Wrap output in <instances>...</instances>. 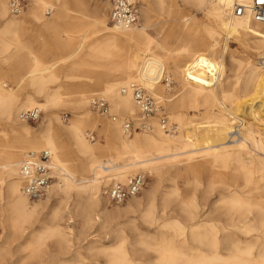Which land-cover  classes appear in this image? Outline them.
<instances>
[{
    "label": "bare ground",
    "instance_id": "6f19581e",
    "mask_svg": "<svg viewBox=\"0 0 264 264\" xmlns=\"http://www.w3.org/2000/svg\"><path fill=\"white\" fill-rule=\"evenodd\" d=\"M87 1L100 8L86 14L84 0H29L23 16L24 10L14 15L11 2L0 0V116L12 133L4 134L0 143V264L9 248L24 245L20 241L26 236L37 240L29 247L31 259L47 240H55L59 258L51 257L47 264H90L89 255L106 256L107 264H141L128 242L125 223L120 222L123 218L157 228L159 242L153 244L155 236L150 233L138 242L157 252L155 264H264V243L255 246L251 241L256 234L264 235V129L259 124L264 118L256 120L264 112V69L259 66L264 23L234 14V5L248 0H155L169 16L184 6L202 11L207 19L199 24L184 15V24L168 28L158 41L150 32L147 8L141 11L144 24L121 27L111 23L108 2ZM28 22L53 31L60 47L70 48V53L43 64L30 42L23 41ZM201 35L211 39L205 77L188 70L203 51ZM231 38L239 43L238 54L247 53L245 58L230 51ZM227 53L239 63L230 82L223 58ZM9 74L16 83L26 81L33 94L21 98L6 85ZM64 76L89 84H80L76 91H68L63 86L67 84L50 88ZM165 80L170 83L163 84ZM132 83L145 87L158 104L169 101L178 110L168 117L172 130H165L158 116H150V129L134 131L141 133L135 135L124 131L127 119L142 120L141 115L139 119L122 115L140 113L131 92H122ZM96 96L111 102L117 120L104 116L103 122L95 115L99 112L91 100ZM61 103L75 110L69 126L56 124L54 108ZM36 107L44 112L39 132L23 125L20 116ZM96 129L104 142L89 139V132ZM43 150L51 153L55 182L45 201H31L22 190L20 167L31 152ZM139 172L149 173L153 182L123 206L109 207L102 187L125 183ZM206 176L208 188L220 186L225 192L213 211L205 210L197 195ZM180 179L185 189L179 186ZM164 181L171 182L170 191L158 204ZM75 193L89 198L82 204ZM51 199L57 203L47 216ZM170 199L178 201L175 207L181 215ZM219 207H226L225 219H212ZM162 228L169 232L162 234Z\"/></svg>",
    "mask_w": 264,
    "mask_h": 264
},
{
    "label": "rangeland",
    "instance_id": "374dc122",
    "mask_svg": "<svg viewBox=\"0 0 264 264\" xmlns=\"http://www.w3.org/2000/svg\"><path fill=\"white\" fill-rule=\"evenodd\" d=\"M9 1L11 2V0H9ZM150 1L154 4H152ZM154 1L155 0H141L140 7H139V13H138V21H137L136 26L145 23L144 20L142 21V16H141L142 12L141 11H143L144 9L146 10V8H147L149 10L148 14H149L150 32L153 33V35L156 37V39L158 41H162V36H163L162 33L165 32L166 30H168V28L176 29L179 25H183L184 22H183L182 16H184V15H186L187 17H190V16L195 17L198 20L199 24H205L207 22L205 14L202 11L197 10L195 8H187L184 6L177 7V12L173 16H169V15L161 12L160 8L156 4V1L155 2ZM22 2L25 5V9L22 12V14L24 16L26 11L29 8L30 3H29V0H22ZM84 2L87 3V5H86L87 9L82 11V13L91 14V10L93 8L99 7V3H96L93 1H87V0H84ZM74 8H76V7H74ZM101 10H103V9H101ZM105 12L108 14V10ZM47 16H50V15H47ZM200 30H202V28H200ZM229 40L227 41V43H228L230 51H233V52L235 51L236 52L235 56L238 58H245L247 53H245V55L238 54V52L241 51L239 43L234 38H231ZM23 41L24 42H28V41L30 42L31 49L38 56L39 60L45 65H50V64L54 63L58 58L65 56V55H68L70 53V48L60 47L57 36L55 35V33L53 31L40 28L37 25H35L33 22H28L26 24L25 29L23 31ZM169 43L171 46H174V44L172 42H169ZM209 43H211V39L209 37H207L206 35H201V45H202L203 51L200 54L199 60L192 63L188 67V70L191 71L193 74H195L198 77H205L206 76L205 75V69L206 68H205L204 64L206 61L205 54H206L207 50L209 49L208 48ZM224 43H225V38L222 37L220 39L221 47L224 46ZM12 52H14V50ZM223 58H224L225 75H226L227 81H229V82L233 81L235 79L237 73L239 72V63L237 60H234L229 53L225 54ZM263 58H261L259 60V66H261L264 69ZM260 62H261V64H260ZM5 69H6V71H9V67L6 66ZM171 78L173 79V77H171ZM5 83L7 86L15 88V91L18 94H20L21 98L25 97L28 93L33 94V90H31L28 87V84L26 83V81H24V83H16V81L13 80V78L11 77L10 74H9V78L5 81ZM63 84H67V85H63ZM80 84L87 85V84H89V82H88V80L80 81V80L74 79L72 77L67 78L64 76L62 78V80L52 83L50 85V88L51 89H58L59 87H61L63 85V86H66V88H70V89H67L68 91H76V90L80 89V86H79ZM163 84H166V83L164 82ZM175 85H176V83L173 79L172 85L170 86L171 89L173 88L172 94L175 93V91H174ZM67 90L65 89L63 92H67ZM110 104H111V102H110ZM111 106H112V104H111ZM159 106H160V109H159L158 113L160 114L162 111L168 117H170L171 115H173L175 112L178 111L176 108L173 107V105L170 104L169 101H167L165 105L162 102L161 104H159ZM54 110H55V113L59 116V120L56 122V124H59L62 127L69 126V121H70V119H72L74 117L75 110L70 105L63 104V103L57 105L54 108ZM260 113L257 115L259 118L256 117L257 121H260V118H261V120H263V118H264V115H263L264 112H260ZM95 115H97V117L99 119H101L103 122L106 121V120H104L105 117L100 115V113H95ZM122 115L123 116L125 115L126 117L133 118V119H139L140 118L139 111H138L137 115L134 117L127 116L128 114H126V113L122 114ZM43 116H44V112L42 111V115L38 121L25 122L22 120L23 121L22 124L25 126L31 127L36 132H39V131H41V127L44 123V117ZM262 122H264V121H262ZM262 122L261 123L259 122V124H260L261 128L264 129V124ZM89 133H90L89 139L92 140V142H96V141L104 142V139L101 137L98 129H96L94 131H90ZM4 134H8L10 137L12 133H11V130L9 129L6 121L0 116V143L4 139ZM92 134L95 135V139H91ZM132 134L135 135V134H141V133L135 132ZM64 139L66 140V142L68 141V143H69V140H67V137H64ZM139 173H145L148 176L147 184L144 187V189H146L150 185V183L153 182V180H152L153 178L147 172H139ZM54 182H55V179H53L52 183H54ZM183 182H184L183 179H180L178 182L179 186H181L182 188H184V185H185ZM204 182H203V185L200 188H198L197 195H198L200 202H202L205 205V210L213 211L216 208V206L219 204V199L221 198V196L223 194H225V192H224L223 188L220 186H217L212 190L210 188H208V177L207 176L204 178ZM111 184L112 183H110L108 185H104L102 187L105 197H107L106 192H107L108 187ZM170 184H171V182H168V181H164L162 183V189L160 190L161 193H159V195H158L159 196L158 197V200H159L158 204L161 203L162 196L166 192L170 191V188H168V186ZM184 194H185V191H183V195ZM74 195H76V199H78V200L81 199L80 201L82 204L85 203L89 198L88 194H83V195H81L80 198L77 197L76 193ZM48 196H49V192L47 191V193L41 199L43 201H45L48 198ZM179 201H180V199H179ZM171 202H172V200H171ZM50 203H51V209H50V211H48L49 213L46 214L47 216H49L50 212L56 206L57 199H54V200L51 199ZM172 204H173L172 208H174L175 210H178L177 214L181 215V213L179 211V207H175L178 204V201L176 200L175 202H172ZM108 205L111 208L121 206V205L113 204L110 201H109ZM73 208H74L73 204H70L69 209L73 210ZM225 208H223V207L217 208V210L214 213H212V215H211L212 219H216V220L217 219H225V217L223 216L224 212L226 210ZM120 222L125 223V230H126L128 242H130V244L134 246L133 249L136 250L135 251L136 255L138 257H140L142 260L141 264H155V261H156L157 256H158L157 252L153 249H149V250L143 249V247L141 245H139L138 242H141L144 239H148L147 238L148 233L155 236V239L152 241L153 244H156L157 242H159L160 238L158 236L159 234H157L158 233L157 228L155 226L150 227L148 224L144 223L140 219L136 220L135 222H131L129 219L123 218V219H121ZM62 223L64 224V222H62ZM75 224H77V223H74V225ZM78 226H80V223ZM159 232L168 233L169 231L167 228H162V229H159ZM93 233L99 234V232L97 233L95 231V229H94ZM2 235H3V230L0 228V236H2ZM97 236H100V235H97ZM29 240L32 243L29 244ZM251 241L253 242V244H255V246H258V245L260 246L261 244L264 243V235L256 234L255 236L251 237ZM36 242H37V240L34 237L33 238L31 237V239H30V237L26 236L25 238L21 239L20 243H22L24 245L21 246V244H20V246H18L17 244H15L14 249H11L12 247L9 248V253L3 255L4 258L1 260V264H27V263L28 264H47L50 260H52L51 257L55 258L56 256H58L57 255V254H59L58 253V247L55 243V240H50V241L47 240L44 243V245L42 246L41 251L39 252L41 254L38 253L37 257H35V258L33 257L34 259L33 258L31 259V257H30L31 250L29 247H31V245L35 246L37 244ZM227 242L229 243L230 241H227ZM48 256L50 257V259ZM87 257H89V259ZM87 257H86L88 259L87 262L90 264H94V263L107 264V261H108V258L106 256H103V255H100V256L89 255ZM58 258H59V256H58ZM58 258H57V261H58ZM41 260H42V262H41ZM91 262H93V263H91ZM75 264H78V263H75Z\"/></svg>",
    "mask_w": 264,
    "mask_h": 264
},
{
    "label": "built area",
    "instance_id": "2783aa9c",
    "mask_svg": "<svg viewBox=\"0 0 264 264\" xmlns=\"http://www.w3.org/2000/svg\"><path fill=\"white\" fill-rule=\"evenodd\" d=\"M110 4L109 17L112 24L121 27H131L137 22L141 0H98ZM11 13L20 14L25 5L22 0H11ZM233 12L236 16L250 15L257 22L264 23V0H248L247 3H236ZM264 63V59H263ZM170 83L168 80L164 81ZM125 94L131 92L135 103L140 109L142 120L136 123L132 119H127L124 123V131L133 133L143 129H150L148 119L150 116H158L160 124L165 130H172L173 126L169 123L168 116L161 111L160 106L151 92L138 83H132L128 88H123ZM92 107L103 116H108L114 121L118 116L113 113L110 103L105 97L96 96L91 100ZM42 110L38 107L25 110L21 113V119L25 122H35L40 119ZM95 139V135H91ZM51 153L48 150L40 152H31L23 161L20 167V178L23 182L22 190L31 200L41 199L46 193L53 181L51 172ZM148 176L145 173H137L130 176L125 183L111 184L106 195L113 204H125L130 198L142 192L147 184ZM2 201V188L0 186V205Z\"/></svg>",
    "mask_w": 264,
    "mask_h": 264
}]
</instances>
